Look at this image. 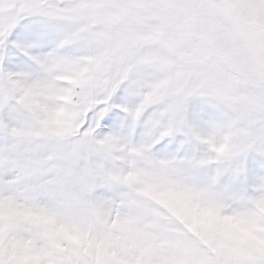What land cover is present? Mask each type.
<instances>
[{
    "label": "snow or ice",
    "instance_id": "snow-or-ice-1",
    "mask_svg": "<svg viewBox=\"0 0 264 264\" xmlns=\"http://www.w3.org/2000/svg\"><path fill=\"white\" fill-rule=\"evenodd\" d=\"M0 264H264V0H0Z\"/></svg>",
    "mask_w": 264,
    "mask_h": 264
}]
</instances>
